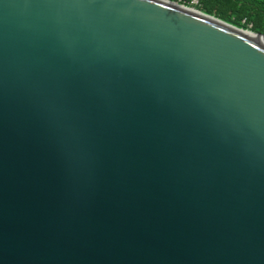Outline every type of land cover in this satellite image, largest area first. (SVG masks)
Here are the masks:
<instances>
[{"label":"water","instance_id":"water-1","mask_svg":"<svg viewBox=\"0 0 264 264\" xmlns=\"http://www.w3.org/2000/svg\"><path fill=\"white\" fill-rule=\"evenodd\" d=\"M0 264H264V34L0 0Z\"/></svg>","mask_w":264,"mask_h":264},{"label":"trees","instance_id":"trees-1","mask_svg":"<svg viewBox=\"0 0 264 264\" xmlns=\"http://www.w3.org/2000/svg\"><path fill=\"white\" fill-rule=\"evenodd\" d=\"M264 34V0H172Z\"/></svg>","mask_w":264,"mask_h":264},{"label":"rangeland","instance_id":"rangeland-1","mask_svg":"<svg viewBox=\"0 0 264 264\" xmlns=\"http://www.w3.org/2000/svg\"><path fill=\"white\" fill-rule=\"evenodd\" d=\"M194 1V0H193ZM188 7H191V6H188Z\"/></svg>","mask_w":264,"mask_h":264}]
</instances>
